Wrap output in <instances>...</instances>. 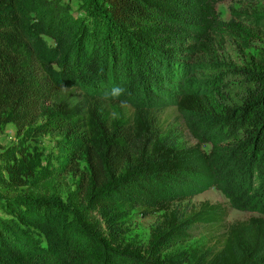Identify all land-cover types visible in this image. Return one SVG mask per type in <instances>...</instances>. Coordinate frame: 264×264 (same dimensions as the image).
<instances>
[{
    "label": "trees",
    "instance_id": "1",
    "mask_svg": "<svg viewBox=\"0 0 264 264\" xmlns=\"http://www.w3.org/2000/svg\"><path fill=\"white\" fill-rule=\"evenodd\" d=\"M76 1L74 14L71 0H0V132L12 124L21 137L0 153V181L22 185L23 144L45 133L61 136L62 167L77 177L73 190L56 184L0 195V264H264V181L243 197L257 217L225 224L226 208L206 201L181 209L201 184L223 188L227 174L217 149L162 138L155 119L159 97L173 92L179 112L234 116L231 163L264 175V52L246 71L254 88L233 107L222 80L207 95L172 83L212 31H246L222 21L212 0ZM114 86L132 93L105 99ZM115 105H131L132 113L113 115ZM121 207L160 213L145 247L123 242ZM197 228L211 247L167 257Z\"/></svg>",
    "mask_w": 264,
    "mask_h": 264
},
{
    "label": "rangeland",
    "instance_id": "2",
    "mask_svg": "<svg viewBox=\"0 0 264 264\" xmlns=\"http://www.w3.org/2000/svg\"><path fill=\"white\" fill-rule=\"evenodd\" d=\"M70 3L75 14L74 9L77 6V1L71 0ZM211 5L222 21L239 23L246 28V31L243 34L232 29L226 31L224 28L212 31L206 49L187 61V66L183 68L182 81H173L172 83L181 84L178 89L180 92L186 83L192 91L191 93L207 95L210 88L216 87L217 83L222 80L221 90L227 95L229 105L235 107L240 104L245 94V88H254L251 82H246L250 76L246 71L253 70V64L264 52V26H259L263 20L264 4L263 0H212ZM219 77L220 79H217ZM131 93L132 91L126 90L123 96L126 98ZM176 94L173 92L171 96L164 94L159 97L165 101L160 103V108L155 114V119L158 122V136L173 139L182 146L198 143L206 152H209L212 147L217 149L214 154L218 155L220 171H226L225 175L227 174L222 181L223 188L208 186L206 183L201 184L198 186L196 194L179 204L181 209L197 207L205 201L212 205L220 204L227 210L225 224L259 216L258 212H254L250 208H243L246 205L243 202V197L247 195V191H250L249 197L252 196L253 191L259 188L260 181L258 179L264 181V175L261 173L253 175L252 168L248 164L235 165L231 163L235 155L229 156L227 141L237 132V120L232 115V117H224L215 112H179L175 105ZM144 101L145 103L153 102L148 97ZM113 107H108L111 114H114L113 109H115L125 119L132 113L131 105H115ZM60 138L59 134L45 133L25 140L23 146L26 147V155L20 169L22 185H13L7 179L0 181V195L12 197L25 189L52 188L56 184L64 189L73 190L77 183V177L62 167L63 156L57 148V141ZM20 139L15 126L7 125L0 132V153L8 147L16 146ZM43 172L49 173V177L40 183H34L35 179L40 177ZM243 189H246L245 192H242ZM234 202L237 207L233 206ZM117 211L119 212L117 221L127 229L122 238L123 242L145 247L151 238L160 213L144 217L138 210L121 207ZM198 227L204 226L199 225ZM223 227L221 225L216 228L214 238L220 236ZM193 233L192 240L167 251V257L181 255L191 247L204 243L211 247L212 243L209 242L208 236L201 228L195 229ZM181 264L187 263L182 262Z\"/></svg>",
    "mask_w": 264,
    "mask_h": 264
},
{
    "label": "clouds",
    "instance_id": "3",
    "mask_svg": "<svg viewBox=\"0 0 264 264\" xmlns=\"http://www.w3.org/2000/svg\"><path fill=\"white\" fill-rule=\"evenodd\" d=\"M125 91L126 90L120 86H114L110 89L109 92L105 93V99L118 100L121 96L125 94Z\"/></svg>",
    "mask_w": 264,
    "mask_h": 264
}]
</instances>
